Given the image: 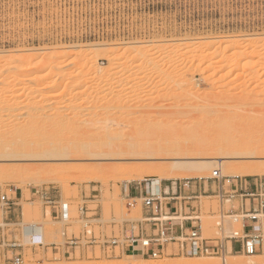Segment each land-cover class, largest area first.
Instances as JSON below:
<instances>
[{
    "label": "rangeland",
    "instance_id": "rangeland-1",
    "mask_svg": "<svg viewBox=\"0 0 264 264\" xmlns=\"http://www.w3.org/2000/svg\"><path fill=\"white\" fill-rule=\"evenodd\" d=\"M229 42L238 45L241 52L252 54L247 58L253 64L252 66L249 62L251 69L243 68V57L240 58L242 64L239 68H232L231 64L225 65L226 57L231 54L230 51L225 53L226 57L222 54L220 56V53L217 57L214 55L209 62L212 63V67L208 65V62V64H202L192 59L195 58L192 50L190 51L192 43L193 45L202 43V45L211 46V50L221 49L223 51L222 49ZM218 44L222 46L220 45L219 48ZM126 47L141 49L156 47L158 52L149 56V62L140 59V65L135 60L118 58L122 65L119 69L114 68L107 61L108 57H116L118 51ZM61 51L63 53L66 51L69 53L90 52L99 70L119 72L116 77L109 78L108 74H98V77L94 79L90 73H86V76L83 72L81 73L82 64L79 61L74 58H62L56 62L62 71L61 75L66 78L68 74L74 83L67 77L66 81L63 79L64 82L62 80L61 85L57 84L59 85L57 86L52 85L54 84L52 83L54 72L53 68H48L50 67L48 64V67L44 66L37 72L31 71L33 65L42 62L44 57L57 55L59 52L62 53ZM8 63L12 66L9 71L5 69ZM135 66H137L136 69H133ZM43 75H48V79L43 81L45 89L33 91L36 86L33 79L42 78ZM128 76H131L129 80L126 78ZM186 82L193 84L191 91L194 89L196 96H200L197 98L198 102L193 101L196 100V96H193L195 97L193 100L191 98V101L188 100L189 96H186V93L190 88L185 86ZM134 83L138 85L134 87ZM49 84L52 85L50 89L47 88ZM128 88H134V90L131 89L133 91L130 92ZM242 89L247 90L248 94L253 91L248 95L250 100H246L249 103L244 104L243 102L244 105L238 102L239 97L237 101H234L239 96V92L241 91L240 94L243 92ZM193 91L190 93L194 94ZM223 92H227L228 95L231 93L234 99L228 98L229 102L224 97L228 103L223 102L220 97L224 96ZM53 93L54 97L50 96ZM17 95L18 98H16ZM132 95L137 99L132 98ZM102 96L105 97L102 98ZM116 96L120 99L119 102H116ZM123 96L125 100L130 98L132 102L129 99H127L128 102L123 100ZM113 98H116V101L113 102ZM147 98L149 101L152 98V102L147 101ZM0 99L3 101L0 102V109L4 111L0 114V121L8 122V124L11 122L10 125L25 124L31 119L35 120L34 117H38L40 123L42 120L40 121L39 117L49 119L47 116L50 115L52 118L53 113L60 112L59 116L57 113L54 114L53 119L55 120L43 119L44 122L46 120L55 125L51 122L52 120L56 123L60 121L58 123H61V126L69 129L74 121L75 123L78 121L79 126L82 121L92 118L91 115L98 110V112H103V117L106 112L110 113L108 116L107 113L105 114L106 118L110 117L112 113L115 114V110L110 109L112 104L114 103L115 106L123 100L125 102H121L120 105L123 103V107L126 106L128 110L135 109L139 105L142 111L148 108L150 110L152 105H156V101H160L159 104L164 103L161 119H167L169 113L174 111L173 120L177 126L181 125L180 128H184L186 123H192V129L196 133L221 129L223 126L220 124L204 126L202 129L200 128L202 126L199 127L195 121L177 112H182L185 108L191 110V107H193V112L194 108L196 110L200 108L201 110L202 108L218 110L224 108L222 106L225 103L229 110L237 108L236 111L239 114H247L248 117L250 111L253 112L249 115H254V112L259 109L260 99L264 100V0H0ZM4 99H7V102H4ZM258 100H260L259 104L255 102ZM192 101L194 105L191 104ZM106 102L109 103L107 111V108H103L105 104L107 105ZM188 103L192 105L189 106L190 108L185 107ZM4 104L7 106L1 107ZM236 105L243 106L240 107L241 113ZM254 105H257L256 108ZM126 108L122 110L126 111ZM74 112L77 114L75 115ZM60 114L64 115L62 118H65L61 119L62 122L60 118L56 120ZM70 114L75 117L90 115L87 119L82 117L83 120H81L80 116L75 118ZM55 116L57 117L54 118ZM148 118L153 119V117ZM61 126L58 125L60 128ZM261 129L258 122H252V124L247 122L240 130L229 128L227 136L223 139L229 143L240 144L244 141L243 138L264 135ZM2 137L4 140L11 141L16 140L18 135L5 133ZM200 154L190 152L182 157L180 155V162L191 161L197 156H199L198 159L211 158L208 157L209 155L200 156ZM167 157L155 161L146 159L102 161L90 158L81 160L72 156L68 159L61 158L62 160L51 161H39L35 160L36 158L0 161V166L3 167L15 169L25 167V169L30 168L35 171L33 173V170L28 172L18 170L12 178L0 177V196H7L11 200V204L8 205L0 201V222L3 223L2 227L0 226V264H110L116 260L124 261L130 256L123 253L124 245L127 243L122 241H125V236L137 235L140 232V222L144 217L140 196L136 198L130 194L131 198L138 199L133 207H130L127 199L124 198L125 182L136 176H142L141 181L129 182L132 186H137L142 184L143 180L157 176H144L142 173L147 170L142 168L127 174L119 172L115 167L150 163L165 167L170 165L175 158L178 159L179 155ZM233 163L228 170L219 171L221 176H237L242 180L247 179L248 183L256 178L258 183L261 182L264 185V174H235L240 169L251 165L262 166L264 155L244 156ZM107 165L113 167L108 166V168ZM73 166H81L83 170L78 169L81 167L74 169ZM91 166L97 168L103 166L104 168L91 173L88 170ZM215 170L214 168H202L195 171L196 174L190 178H183L185 172L183 170L173 171L175 174L181 172L182 174L179 175L183 177L176 181L162 180L161 183L171 186V183L175 182L178 186L180 182L182 189L183 183L188 181V188L182 196L195 195L198 198L190 199L187 205H182L183 212L191 217L192 215L188 213L189 209L192 208L191 211H195L193 216H198L201 221L202 238L221 240L228 231L235 232L241 229L240 221L233 222L232 218L225 217L228 216L227 213L231 208H237L240 201L237 197L222 206L211 203L214 197L220 198L216 183L210 180L212 171ZM30 172L33 173V176L29 174L34 178L33 181H25L21 178L26 177L25 175ZM187 174L185 173V176ZM19 178L23 181L20 182ZM18 183L22 184L19 186ZM191 190L195 193H191ZM36 191L45 194L44 197L30 195ZM11 198L18 203V206H13ZM47 202H52V204ZM12 206L19 209L18 218L15 220L18 225L15 226L8 224L11 223L10 220H5L6 213L11 211ZM79 209L83 211V215L79 219L75 218L76 223L73 229L79 231L80 237L84 239L80 241L81 248H76L74 254L64 256L63 249L73 238L72 230L58 232V228L61 223L74 218V213ZM221 212L225 215L224 219L218 218ZM177 216L179 219L176 220H181L184 215L178 210ZM16 229L19 233H15ZM32 234H42L44 244L42 246L29 244ZM114 235L119 236L124 245H108ZM75 239L79 240V237ZM12 245L16 246L12 247ZM52 247H55L53 253ZM233 255L239 258L237 264H259L260 262L264 264V254H257L259 257H256L230 253L225 255L229 259L227 264L235 263L231 260ZM16 257L20 258L19 263L15 262ZM131 257V261H124L123 264H163L164 262L169 264H222L221 255L198 257L166 255L157 259L139 255Z\"/></svg>",
    "mask_w": 264,
    "mask_h": 264
},
{
    "label": "bare ground",
    "instance_id": "bare-ground-1",
    "mask_svg": "<svg viewBox=\"0 0 264 264\" xmlns=\"http://www.w3.org/2000/svg\"><path fill=\"white\" fill-rule=\"evenodd\" d=\"M57 16V15H56ZM226 44V43H225ZM208 45V44H207ZM219 48L222 46V44H218ZM221 45V46H220ZM192 46L190 51L192 50L195 58H192L194 60H197L198 63H209L211 62L210 59H212V57H217V55L220 56L222 54L223 57L225 56V53L227 51H230L231 54L228 55L225 60V65H232V68H239V66H241L240 64H242V60H240L241 57H243V68H247V67H251L253 66L251 61H248V56L252 55V54H248V53H243V51L241 52L240 47L238 45H236L235 43H227L226 46H224V48L222 49L223 51H221V49H215V50H211V46H206L205 44L202 45V43L197 44V45H193V43L190 45ZM217 48V47H216ZM158 50V48L153 47L150 49H141V48H136V47H129V48H124L122 49V51H118L119 53L116 55V57H108L107 61L114 66V68L119 69V66L121 67L122 63L119 62L118 58H124L125 60H135L139 62L140 65V59L142 60H146L149 62L148 58L150 55L155 54V52ZM241 54H239L238 53ZM62 53H58L57 55H52V56H48V57H44L42 59V62L38 63V64H34L32 67L33 72H37L40 69H42L44 66H50L48 68H53V75H52V80L54 84L52 85H57L60 84L62 82V80L66 79L69 75L67 74V77L64 78L61 75V69L58 68L57 65V60L62 59V58H74V60L79 61L82 64V69H81V73L83 72L85 74V76L90 73L94 79H96L98 77V74L100 75H109V78H112L113 76L116 77L117 72L119 71H108V72H102L101 70H99V68L97 67L95 61L92 59L93 56H91V53L88 52H84V51H76V52H71L69 53V51H66L68 53H63V51H61ZM239 55V56H238ZM213 57V58H214ZM222 57L223 61L224 58ZM251 57V56H250ZM249 57V58H250ZM220 59V60H222ZM16 61H20L19 59H16ZM249 62H251V65L249 64ZM207 63V64H208ZM212 64V63H211ZM210 63L208 64L210 67H212ZM206 65V64H205ZM228 65V66H229ZM52 66V67H51ZM118 66V67H117ZM138 66V65H137ZM135 66L133 69H136ZM208 66V68H210ZM249 67V68H250ZM12 68L11 64L8 63L6 64V70H10ZM139 68V66L137 67ZM250 68V69H251ZM249 69V71H250ZM51 69H49L50 71ZM252 71V70H251ZM24 72V71H23ZM134 72V71H133ZM20 73V71H19ZM18 73V74H19ZM87 73V74H86ZM83 74V75H84ZM64 76H66L64 74ZM131 77V76H130ZM129 76L126 77L127 80H129L130 78ZM69 78V77H68ZM125 78V80H126ZM48 79V75H43L42 78H35L33 79L34 83L36 86L33 88V91H38L41 90L42 88L45 89V83L43 81ZM63 80V82H64ZM71 80H73L71 78ZM69 78V81H71ZM127 80L125 82H127ZM29 81V80H28ZM66 81V80H65ZM101 81V80H100ZM122 82H124V80H120ZM74 83V80L71 81ZM121 82V83H122ZM129 82V81H128ZM102 83V82H99ZM135 84V83H134ZM187 82L185 83V86L188 87V91H187V95L189 96V99L191 98V100H193V96H196L195 91L194 94L190 93L192 92V86L193 84L188 82V86L186 85ZM44 85V87H43ZM51 84H49L47 86L48 89H50ZM61 85V84H60ZM127 85V84H126ZM138 85L135 84L134 87ZM41 88H40V87ZM59 86V85H57ZM56 86V87H57ZM133 87V85L131 86ZM46 88V89H47ZM130 88V87H129ZM128 88V89H129ZM47 89V90H48ZM55 89V88H53ZM52 89V90H53ZM134 90V88H131ZM131 89H129L130 92ZM246 89V88H245ZM242 89V93L240 94L239 92V96H237V98H235L234 101H237L240 98V101L238 102H247L250 99H248V94L246 93L247 90ZM51 90V92H52ZM55 92V91H54ZM61 92V91H60ZM189 92V93H188ZM56 93V92H55ZM224 96H220L223 100V102L228 103L227 101L230 102V100H228V98H232L234 96L231 97V93L228 95V93L223 92ZM253 93V91H252ZM251 93V94H252ZM255 93V92H254ZM63 94V93H62ZM225 94H227V97ZM54 93L50 96H53ZM60 95V94H59ZM108 95V94H107ZM110 95V94H109ZM185 94H183V97ZM20 96V95H19ZM112 96V95H111ZM115 97V95H113ZM118 96V95H117ZM116 96V98H117ZM127 96V95H125ZM131 95H129L130 97ZM177 96V95H176ZM191 96V97H190ZM261 96V94H260ZM51 97V98H52ZM105 96H102V98H104ZM119 97V96H118ZM182 97V95L180 96ZM200 98V96H196V100L194 103L198 102L197 98ZM227 98L226 99L224 98ZM236 97V96H235ZM239 97V98H238ZM8 98V97H7ZM18 98V95L17 97ZM57 98V96H56ZM101 98V99H102ZM108 98V97H107ZM115 98V99H116ZM121 98V97H120ZM125 97L123 96V100ZM132 98H136L135 96L132 95ZM114 99V98H113ZM116 102H119L120 99L117 98ZM127 99L130 100V98H126L125 101H127ZM137 99V98H136ZM133 99V100H136ZM187 99V97H186ZM234 99V98H232ZM248 99V101H246ZM1 100V99H0ZM119 100V101H118ZM121 100V102H125ZM144 99H142L143 101ZM147 101L148 98L146 99ZM144 100V101H146ZM152 100V98L150 99V101ZM190 100V101H191ZM225 100V101H224ZM261 100V103L259 102ZM258 101H255L256 103L258 102V106L259 109L254 112V115H249V113L253 112L250 111L248 113V117L246 116L247 114L242 115L241 113V108L243 107L238 106L240 109H238V111L241 113L239 114L236 109L235 110H229V107L225 106L224 103V108L222 109H218V110H209V109H205V108H200V110H196V108H194L196 110H194L193 112V107H191L192 105H194L193 101L190 103H188V105H186L185 107H191V110L186 109L182 112H177V114L182 115L186 118H189L192 121H195L196 124L202 127L204 126H213L215 124H220L221 126H223L221 129H217V130H212V131H207V132H203L202 133H196L195 131H193L194 129H192V123L188 124L186 123V127L184 128H180L181 125L177 126V123L173 120L174 119V111H172V113H169L168 118L167 119H161V110H162V106L163 104H159L160 101H156V105H152V108H150V110H143L140 109V106L138 108V106L135 109H131V111H129L126 108V104H124L125 107H123V103L122 105L121 102L120 103H116L114 106V103L110 107V109H113V111L115 112V114L112 113L113 117H107L105 116V114L108 116V112L105 113L104 111V117H103V112H95V113H91L92 118L87 119L86 116L82 117L86 118L87 120L82 121L81 125L79 124L78 126V121H76L77 123H73V125L67 129L65 128L63 125V128L61 126V123L59 124L58 121L57 123L53 120V116L54 114H56L57 112L53 113L52 118L49 116H47L49 119H53L51 122H54V124L49 123V119H47L46 114L43 116V119H47L49 121L44 122L43 119H40V123L38 121V117H34L37 119H31L29 121H27L25 124H18V125H10L11 122L8 124V122H2L0 121V161L3 160H29V159H35V160H41V161H51V160H56V159H61V158H69V157H78L79 159H84V158H90L91 160L94 159H98V160H106V161H114V160H142V159H146L149 161H155V160H159L160 158H165L166 156L170 157L173 155L178 156L179 158L176 159L168 166L164 165H159V164H154V163H150L148 165H133V164H126V165H116L117 167H114L118 169L119 172L121 173H127V174H131L132 172L142 168V169H146L147 171L143 172L142 174L145 175H156L157 177L155 178H150V179H145V180H150L152 182V192L159 194L161 192V181L162 180H179L181 179L183 176V178H190L192 176H194L196 173L195 171L202 169V168H214V170L217 168V171H223V170H228V168H230V166H232V164H234L233 162L239 159L244 158V156H250V157H254L257 155H264V135L261 134L259 137H254V138H243L244 141H242V143L240 144H234V143H229L226 142L223 138L227 136L228 133V129L229 128H234L235 130H240L241 128H243L247 122H258V124H260L261 126V130H263L264 132V111H263V103L264 100L260 99ZM7 102V99H4V102ZM107 101V100H106ZM132 102V100H130ZM149 101V102H150ZM0 102H3L2 100ZM10 102V101H9ZM128 102V101H127ZM130 102V103H131ZM152 102V101H151ZM233 102V100L231 101ZM107 103V102H106ZM110 103V104H111ZM237 103V102H235ZM246 103V104H247ZM254 103V102H252ZM3 104V103H2ZM105 104V103H104ZM103 104V105H104ZM109 103H107V107H105V105L103 106V108H107L106 111L108 110V105ZM129 104V103H127ZM243 104V105H244ZM251 104V102H250ZM255 104V103H254ZM6 104H4L3 108H5ZM10 105V104H8ZM253 105V104H252ZM256 105V106H257ZM100 106V105H99ZM99 106L97 108H99ZM129 106V105H127ZM256 106L254 105V107L256 108ZM189 107V108H190ZM221 107V106H220ZM219 107V108H220ZM262 107V109H261ZM102 108V107H101ZM126 108L127 110L124 111L122 109ZM134 108V107H133ZM101 110V109H100ZM254 110V109H253ZM103 111V109H102ZM4 112V111H3ZM2 109H0V114L3 113ZM110 112V111H109ZM60 112L57 113V116H59ZM69 113V112H68ZM75 113V112H74ZM44 114V113H43ZM64 114V113H62ZM66 114V113H65ZM77 113H75L76 115ZM42 115V113H41ZM52 115V114H51ZM71 115V114H70ZM117 115V116H116ZM7 116V115H6ZM35 116H39V114H35ZM57 116H55L54 118H56ZM73 117H75L73 114L71 115ZM80 116V115H78ZM76 116V117H78ZM2 117V116H1ZM42 117V116H41ZM64 117V115L60 117H57L56 120H60L61 119H65L62 118ZM75 117V118H76ZM81 117V116H80ZM81 117V118H82ZM103 117V118H102ZM148 117H153V119H149ZM33 118V117H32ZM83 118L81 120H83ZM142 118V119H141ZM80 119V118H78ZM77 119V120H78ZM76 120V119H75ZM80 120V122H81ZM7 121V120H5ZM63 120H61L62 122ZM47 122V123H46ZM223 122V123H222ZM222 123V124H221ZM250 124V123H248ZM257 124V123H256ZM58 125L61 126L58 127ZM73 127V128H72ZM67 129V130H65ZM72 129V130H71ZM64 130V132L62 131ZM66 131V132H65ZM260 132V133H263ZM5 133H11V134H15L18 135L16 140H4L3 139V134ZM259 133V134H260ZM19 135H24L23 137H20ZM256 135V136H257ZM198 153L200 154V156L202 155H209L208 157H211L209 159H198L197 157H194L196 159H191V161H184V162H180L181 158L180 155L182 157V155H185L187 153ZM204 153V154H203ZM167 157V158H168ZM172 158V157H171ZM184 159V158H183ZM62 160V159H61ZM64 160V159H63ZM66 160V159H65ZM187 160V159H186ZM111 167L110 165H107V167ZM74 167V166H73ZM76 168L81 167V166H75ZM74 167V169H75ZM101 167V166H100ZM106 167V168H107ZM108 167V168H109ZM113 167V166H112ZM163 167V168H162ZM27 168V167H26ZM102 168H104L103 166L101 168H97L96 166H91L89 167V171L91 173H95L97 171H100ZM28 169V170H27ZM25 169V167H21L20 169H15L13 167H3L0 166V177L5 178L6 176H9L10 178H12V176L17 173L18 170H25V171H32L33 169L30 170V168ZM35 169V168H34ZM79 170L83 168H78ZM76 169V170H78ZM78 170V171H79ZM179 170H183L184 175L182 177H180L181 174H175V172L173 171H177L179 172ZM230 170V169H229ZM86 171V170H85ZM87 171V172H89ZM187 171V172H186ZM33 173L35 172L34 170L32 171ZM33 173H26L27 175H25L26 177L22 176V179L29 180V181H33V177L29 176L32 175ZM185 173H188L185 176ZM213 173V171H212ZM180 174V175H179ZM236 175H241V174H246V175H262L264 174V164L262 166H253L251 165L248 168L245 169H240L239 171L235 172ZM5 176V177H4ZM7 177V178H9ZM24 177V178H23ZM27 177H29L28 179H26ZM237 177V176H236ZM9 178V180H10ZM20 179V178H19ZM17 179V181L19 180ZM20 179V182H22L23 180ZM143 179L142 176L139 177H135L133 179H130L129 181L125 182L124 188L123 190H127L126 192H130L131 190H129V188L132 187L131 183L129 184V182L131 181H141ZM143 180V181H145ZM16 181V180H15ZM142 181V182H143ZM19 182V181H18ZM25 183V182H24ZM22 184V183H21ZM21 184L18 183V185L20 186ZM183 185L185 186L184 188H188V184L187 182L183 183ZM18 187V186H17ZM165 192H166V188H165ZM222 200H221V199ZM214 197L212 200V204L213 205H223L224 203H228L230 202V200L228 199H224L222 197ZM140 199V198H139ZM138 199H136L137 201ZM136 201L135 204L132 205L131 207L136 205ZM141 201V199H140ZM142 204V203H141ZM189 213V211H188ZM83 215V211L82 210H78L76 213H74V218L61 223L60 227L58 228L59 231L58 232H66V231H70L72 230V237L73 238H77L80 237V232L77 231L76 229H73V226L76 223L75 218L79 219V217H81ZM225 215L223 214V212H221L220 217L218 218H222L224 219ZM228 217V216H227ZM219 219V220H220ZM78 221V220H77ZM219 222V221H218ZM233 222H238V216H233ZM52 223V222H51ZM3 223L1 224L0 222V226L2 227ZM75 227V226H74ZM57 229V230H58ZM26 232L29 233V230L26 229ZM44 238L42 236V234H32L30 237V242L29 244L34 245V246H42L44 244ZM120 241V237L119 236H112V243L116 244L119 243ZM121 242V241H120ZM214 244L216 242H213ZM227 253L222 254V264H227V262H229L227 259V257L225 256L226 254L229 253L230 251V247H228L227 249ZM256 257H259L257 254L253 255ZM127 257V256H126ZM125 257V258H126ZM132 257H127L124 261L125 262H129L131 261ZM232 261H234V264H237L239 258L237 255H233L231 257ZM134 260V259H133ZM122 260H116L111 262L110 264H123L125 263ZM137 262V261H135ZM154 264V263H152ZM163 264H169V263H163ZM259 264H262L261 262Z\"/></svg>",
    "mask_w": 264,
    "mask_h": 264
},
{
    "label": "built area",
    "instance_id": "built-area-1",
    "mask_svg": "<svg viewBox=\"0 0 264 264\" xmlns=\"http://www.w3.org/2000/svg\"><path fill=\"white\" fill-rule=\"evenodd\" d=\"M210 180H213L217 185L218 195L224 199L232 200L239 197V204L236 209L231 208L228 214V218L238 216L240 221V231H228L223 239H204L201 237L200 224L190 226V228L182 229L176 233L173 230L174 221H184L194 219L199 222V218L189 216L183 212L182 205H187L188 197H182L180 193L168 196L167 193H153L152 182L145 180L140 187L143 188V195L140 196L142 209L144 211V217L140 222V232L137 235L125 236L122 242L127 244L112 243L111 240L108 245L116 246L121 244L125 248L130 249L134 254L141 257L157 259L169 256H188L198 257L204 255H222L226 253V247L224 246V239L234 240L239 244L241 253L246 256H253L255 254L264 253V185L261 182H257V179H253L248 183L247 179L242 180L239 177H223L220 172L215 170L212 173ZM252 183L254 190L249 191L248 186ZM189 185V182L187 181ZM132 186L133 188H138ZM171 186H177L175 182L171 183ZM178 183L179 191L185 192V186ZM123 190L124 198L127 199L128 205L131 207L135 204L136 198H131V192ZM45 194L34 192V196L43 198ZM245 198V199H243ZM0 201L5 205L11 204V200L7 196H0ZM52 204V202H47ZM56 210V207L53 206ZM61 210V209H60ZM178 210L184 215L181 220L177 216ZM62 211V210H61ZM63 213V212H62ZM176 216V217H173ZM227 217V216H226ZM83 237H79V240L75 238L70 242L81 241ZM74 242V243H73ZM213 242H216L215 244ZM106 243V242H105ZM16 245H12L14 247ZM40 246V245H39ZM168 252H170L168 254ZM15 262L19 263L20 258L16 257Z\"/></svg>",
    "mask_w": 264,
    "mask_h": 264
},
{
    "label": "crops",
    "instance_id": "crops-1",
    "mask_svg": "<svg viewBox=\"0 0 264 264\" xmlns=\"http://www.w3.org/2000/svg\"><path fill=\"white\" fill-rule=\"evenodd\" d=\"M160 188H161V193H167L168 196H170V195L172 196L174 194H177L178 195V193H180V195L182 196L183 193H186V192H183L182 190L179 191L180 188H178V186H167V185L165 186L163 183H161ZM165 188H166V192H165ZM194 190H191V193H195ZM199 190H200V187H199ZM248 190L249 191H253L254 190V187H253L252 183L248 186ZM130 192L136 198L139 197V196H142L143 193H144L142 187L133 188ZM188 193H190V192H188ZM30 195L33 197L34 196V193H30ZM20 196L22 197V193L20 194ZM182 197H184V195ZM185 197H187V196H185ZM188 198H190V199H194L195 198L196 199L198 197H196L195 195L194 196H189L188 195ZM11 199L13 201L12 202L13 203V206H18V203H15L13 198H11ZM191 209H189L190 210L189 213L192 215L191 217L189 216L190 219L192 217H197V216H193L195 214V211H191ZM18 210H19L18 208L13 207L11 209V211H8L6 213L5 220H10L11 221V223H8L9 225H13V226L18 225V223L15 222V220L18 218V215H17ZM173 223H174L173 230L176 233H178L179 230H180V228L187 229V228H190V226H194V225L200 224L201 221L199 220V222H197L194 219H191V220H184L182 222L181 221H179V222L178 221H174ZM262 228L264 229V224H263ZM15 233H19V230L16 229V232ZM72 239H74V238H72ZM80 243H81L80 241L75 242V244H72V242H67V244L65 245V247L63 249V255L65 256L67 254H74L76 248H81ZM224 246L226 247V253L228 251L227 250L228 247H230V251H229L230 254H242L241 253V250H240V247H239V244L236 241H234V240L224 239ZM236 246H238V247L236 248ZM54 249H55V247H52V253H53V250ZM70 251H71V253H69ZM123 253L126 254V255H129V256H135L136 255L130 249H127L125 247L123 248ZM14 255H16V253Z\"/></svg>",
    "mask_w": 264,
    "mask_h": 264
}]
</instances>
